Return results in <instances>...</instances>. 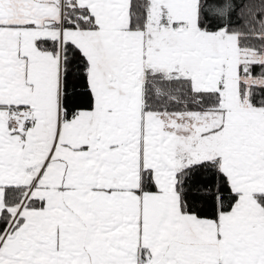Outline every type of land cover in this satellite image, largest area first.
<instances>
[{
    "label": "snow or ice",
    "instance_id": "6c2138e0",
    "mask_svg": "<svg viewBox=\"0 0 264 264\" xmlns=\"http://www.w3.org/2000/svg\"><path fill=\"white\" fill-rule=\"evenodd\" d=\"M0 264H264V0H0Z\"/></svg>",
    "mask_w": 264,
    "mask_h": 264
}]
</instances>
